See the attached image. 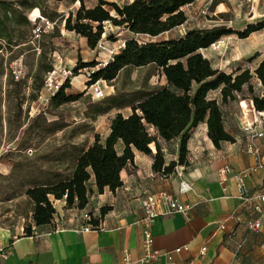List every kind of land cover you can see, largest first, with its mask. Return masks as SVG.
<instances>
[{"label": "crops", "instance_id": "crops-1", "mask_svg": "<svg viewBox=\"0 0 264 264\" xmlns=\"http://www.w3.org/2000/svg\"><path fill=\"white\" fill-rule=\"evenodd\" d=\"M12 14L24 16L19 6L0 0V20L8 21ZM6 26L1 27L6 29ZM77 36L91 52L97 50L90 49L86 39ZM53 52L56 55L53 57L56 62L54 67H61L63 61L60 54L56 50ZM222 111L225 128L234 136V142L222 141L217 147L208 136L206 122H202L191 130L187 144L188 164L177 165L170 173L153 169L156 153L153 143L154 146L150 145L151 154L135 149L134 163L121 171L122 185L115 191L99 193L94 176L88 182L92 193L83 210L91 211L94 222H100L102 229L82 230L83 221L78 210L70 212L65 208L64 199L59 202L58 208L65 217H54L47 224L37 225L33 220V204L27 222L23 218V223L16 229L0 226V264H119L126 251L134 259L145 255L143 243L146 231L152 234V250L157 254L150 264H264V220L258 231L249 229V224L258 217L254 205L258 203L257 195L264 186L263 171L252 172L247 178L249 200L239 196L232 176L226 181L219 177V169L226 164L234 171L255 164L257 159L249 149L250 144L258 148L264 164L263 139L252 137L251 131L245 129V118L249 115L242 112L241 121L238 114L228 117ZM255 114V118L262 120L256 128L264 130V111L256 110ZM110 122L105 137L96 131L102 140L109 134ZM154 131L151 134L158 135ZM159 142L164 166L178 159V139L166 141L159 138ZM118 145L121 152L122 142L119 141ZM160 192L185 203L187 210L170 213L169 206L160 201L157 213L148 221L141 198L148 193ZM104 206L109 209L102 214ZM184 245L189 249L182 252L175 250ZM203 246L206 250L201 254Z\"/></svg>", "mask_w": 264, "mask_h": 264}, {"label": "rangeland", "instance_id": "rangeland-1", "mask_svg": "<svg viewBox=\"0 0 264 264\" xmlns=\"http://www.w3.org/2000/svg\"><path fill=\"white\" fill-rule=\"evenodd\" d=\"M7 1L19 6L24 13L23 17L12 14L6 29L0 26L3 35L0 37V226L16 229L23 223V218L27 222L33 206L26 194L27 189L36 184H48L70 177L75 159L93 141L96 131L105 137L108 123L117 112L124 115L131 113L128 105L97 113L108 104L107 97L115 95L118 99L137 100L164 85L166 79L154 65L127 67L115 80L102 83L107 96L97 99L82 70L71 79V85L66 89L67 93L79 97L54 107L50 104V93L43 89V85L38 88L47 74L39 68L40 61H51L54 67L53 51L56 50L62 58V67H74L78 58L96 61L100 66L108 63V58L122 49L126 37L120 29L105 23L107 34L103 35L97 50L91 52L77 35L65 31L62 15L75 12L79 7L78 2L70 5L68 1L57 0ZM96 1L86 0V4L93 5ZM117 1L123 5L130 0ZM257 1L253 5L240 3L239 0H196L184 7L188 16L186 23L153 38L144 36L141 42L177 37L195 26L224 25L235 31L244 30L248 24L264 20V16H260L264 14V0ZM36 5L43 7L44 15ZM40 15L54 21V25L36 37L33 21ZM48 15L55 16V19L51 20ZM36 22L44 25L45 20L39 17ZM57 28L59 31H56ZM109 34L118 39H108ZM220 40L222 42L216 46L203 49L204 55L215 67L228 73L250 69L254 75L252 85L259 93L263 84H260L255 69L264 60V28L244 38L233 33ZM15 61L20 62L26 71L23 78L16 79L11 72V65ZM33 95H37L36 99H33ZM246 95L242 97L236 94L235 100L221 103L228 117H234L236 113L243 121L242 112L250 116V95L247 91ZM209 96L219 98V91H212ZM147 128L150 133L155 132L151 126ZM117 149L120 150L119 145ZM65 208L72 213L77 210L66 205Z\"/></svg>", "mask_w": 264, "mask_h": 264}, {"label": "trees", "instance_id": "trees-1", "mask_svg": "<svg viewBox=\"0 0 264 264\" xmlns=\"http://www.w3.org/2000/svg\"><path fill=\"white\" fill-rule=\"evenodd\" d=\"M58 1H68L70 5L79 3L75 12L63 13L64 27L84 37L90 49L97 48L103 35L107 34L105 23L120 29L126 37L122 49L103 66L96 61L78 58L73 67L75 76L80 69L95 67L89 84L99 79L111 82L124 68L154 65L164 75L166 83L137 100L118 99L115 95L107 97L108 104L97 113L127 105L131 107V113L117 112L111 118L110 131L104 140L98 133L94 135L93 143L78 154L70 177L27 189L26 194L34 204L33 220L37 225L47 224L53 219L56 209L51 202L52 197L65 198L68 207L84 209L92 193L88 186L92 176L99 193L115 191L122 185L121 171L134 163L135 149L151 154L150 145H155L153 169L170 173L177 165L188 164L187 144L191 130L202 122H206L208 136L217 147L222 141L234 142V136L225 128L221 103L235 100L236 94L246 97L247 91L250 95V116L256 110L264 111V92L263 95L255 92L252 85L254 75L250 69L228 73L215 67L202 52L226 35L237 33L244 38L263 29L264 20L250 23L241 31L224 25L195 26L177 37L141 42L144 36L153 38L186 23L188 16L184 7L195 0H131L123 5L108 0H97L93 5H87L86 0ZM36 7L44 15L43 7ZM48 16L51 20L55 18ZM3 25H7V19L0 20V26ZM108 39L115 41L118 38L109 34ZM39 68L47 73L54 69L51 61H40ZM255 74L264 86V60L256 67ZM70 82L71 79H67L50 97L52 106L58 107L79 97L66 92ZM42 85L41 79L38 88ZM212 91H219V98L210 97ZM36 97L33 95V99ZM147 126L153 127L158 135L151 134ZM159 138L179 140L178 159L167 166H164ZM119 141L122 142L121 152L117 149ZM108 209V206L102 207V214Z\"/></svg>", "mask_w": 264, "mask_h": 264}, {"label": "built area", "instance_id": "built-area-1", "mask_svg": "<svg viewBox=\"0 0 264 264\" xmlns=\"http://www.w3.org/2000/svg\"><path fill=\"white\" fill-rule=\"evenodd\" d=\"M239 1H240V3H242V2L252 3L253 5H254V3L257 2V0H239ZM39 17L42 18L43 20H45L44 25L38 24L36 22V19ZM39 17H35L34 21H33V23H34L33 32L35 33L36 37H38L42 33H44L46 31V28H49L51 26L53 27V25H54L53 21L45 19L41 15ZM221 42H222V40H218L217 42L213 43L212 46H216L217 43H221ZM54 57H56V55H54ZM57 57H59V56L57 55ZM105 64H107V63L104 62L102 64V66ZM82 70H84L86 80L90 81L91 76H92L93 72L96 70V68L95 67H85L83 69H80V72H82ZM11 72L16 79L23 78L25 76V73H26L23 65L18 61H15L12 63ZM73 77H75L73 67H68V66L54 67L53 70L49 71L45 75L44 83H43V89L46 90L48 93H50V95L52 96L60 89L61 85L67 79H72ZM103 82H105V80L99 79V80H96L95 82L90 84L92 94L97 99H103L107 96V93L105 92L104 86L102 84ZM260 84L262 85L261 82H260ZM263 92H264V86L262 85L260 95H263ZM261 121L259 118H255V121L252 124L247 121V122H245V124H246L245 129L251 131L252 137L262 138L263 139L262 143L264 146V130H262V129L259 130L256 128V124L258 122H261ZM249 149L251 150V152L253 154L256 155L257 160H256L254 165H252L251 167H249L247 169L241 170V171H234L232 169V167L228 164L222 166L219 169V177L222 181L228 180L231 176L235 179L238 194L244 200H249L250 189H249L248 184H247L248 176L252 172H256L258 170H262L264 173V164L260 160L258 148L255 145L250 144ZM257 198H258V203L254 205V209L258 213V217L252 223L249 224V229L252 231H258L261 224L263 223V220H264V186H263L262 190L259 191ZM63 199L65 200V198H63ZM61 200L62 199H54L53 197L51 198V202L56 209V211L53 215V218L54 217H58V218L65 217L63 214H61L59 212V208H58V203ZM160 201L166 203L169 206L170 213L185 212L188 208L185 203L178 201L175 197H173L172 195H170L166 192H160L158 194L148 193L141 198V203H142V205L144 207V211H145V219H147L148 221H151L153 219L154 215L157 213V208H158V204ZM65 205H66V203H65ZM73 209L78 210L79 217L83 221L82 230L90 231V230L102 229V225L100 224V222L99 223L94 222L95 218H94V215L91 211H86V210L79 209L76 207H73ZM221 226L223 227L224 224L222 223ZM152 240H153L152 234L150 233V231H146L145 240L143 243L144 249L146 251L145 255L141 258L134 259L126 251L124 254L122 262L119 264H150L157 257V254L152 250ZM188 249H189V247L187 245H184L181 247H177L175 250L177 252H182V251H185ZM205 250H206V247L203 246L201 248L200 253L203 254ZM2 255L5 256V254H2Z\"/></svg>", "mask_w": 264, "mask_h": 264}, {"label": "bare ground", "instance_id": "bare-ground-1", "mask_svg": "<svg viewBox=\"0 0 264 264\" xmlns=\"http://www.w3.org/2000/svg\"><path fill=\"white\" fill-rule=\"evenodd\" d=\"M254 119H255V113L252 115V117L249 116L245 118V120L251 124L254 122Z\"/></svg>", "mask_w": 264, "mask_h": 264}]
</instances>
